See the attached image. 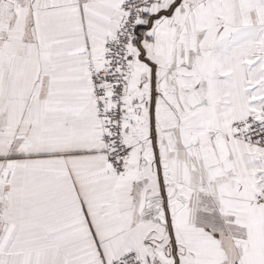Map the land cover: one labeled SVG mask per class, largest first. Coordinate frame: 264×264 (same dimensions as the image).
Returning <instances> with one entry per match:
<instances>
[{
	"label": "snow or ice",
	"instance_id": "6c2138e0",
	"mask_svg": "<svg viewBox=\"0 0 264 264\" xmlns=\"http://www.w3.org/2000/svg\"><path fill=\"white\" fill-rule=\"evenodd\" d=\"M0 264H264V0H0Z\"/></svg>",
	"mask_w": 264,
	"mask_h": 264
}]
</instances>
